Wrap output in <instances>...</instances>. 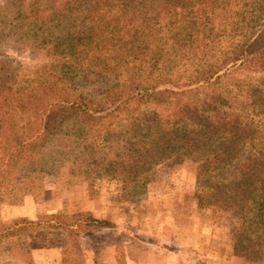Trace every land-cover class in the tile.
<instances>
[{
    "label": "rangeland",
    "instance_id": "rangeland-1",
    "mask_svg": "<svg viewBox=\"0 0 264 264\" xmlns=\"http://www.w3.org/2000/svg\"><path fill=\"white\" fill-rule=\"evenodd\" d=\"M66 1L0 0V57L9 56L18 68L5 76L6 81L16 79L18 84L21 78L19 86L25 88L26 72L41 70L52 61L42 38L54 43L58 37L72 41L67 30L73 22L79 23L81 14ZM244 1L219 0L214 31L212 13L207 24L200 23L208 7H197L204 17L194 15L201 27L192 31L193 41L188 36V20L179 19L173 28L177 16L155 9L160 23L154 29L168 36L170 45L166 38L164 43L172 61L165 57L153 76L168 74L172 83H182L209 68L224 54L222 45L228 42L212 44L222 25L230 30L242 11L250 18L264 17L253 9L252 1ZM119 16L128 21L122 12ZM178 31L182 34L174 43ZM140 66H147L146 59ZM145 73L144 79L152 74L151 70ZM79 74L73 68L70 77L76 86L82 85L77 93L87 100L103 96L115 78L114 73L99 74L81 81ZM217 88L223 96L231 93L224 83ZM199 92L194 94L195 100L200 99ZM207 95L212 99V85L201 91V99ZM117 117L99 127L72 119L57 122L49 131L51 136L38 139L32 150L13 163L6 158L12 144L6 146L20 137L24 124L21 119L16 124L19 118H14L11 125L0 128V264H264L261 228L253 232L256 246L252 247L248 237L254 216L252 209L247 210L248 203L233 197L225 200L217 177L199 188V162L191 157L175 161V157L165 156L149 165L145 161L150 157L142 150L148 143L139 142L135 146L139 151L133 153L134 147L126 146L133 139L131 119ZM250 197L246 194V199ZM77 213L80 218L90 215L105 222L82 223V231L74 233L58 228L31 229L19 235L12 232L20 219L47 223L49 215L58 214L71 222Z\"/></svg>",
    "mask_w": 264,
    "mask_h": 264
},
{
    "label": "trees",
    "instance_id": "trees-1",
    "mask_svg": "<svg viewBox=\"0 0 264 264\" xmlns=\"http://www.w3.org/2000/svg\"><path fill=\"white\" fill-rule=\"evenodd\" d=\"M251 1L256 5L253 9L264 14V0H246L248 4ZM66 3L81 14L79 23L73 22L67 30L72 41L58 37L59 41L54 43L42 38L52 61L41 70L26 72L27 87L19 86L21 78L18 84L16 79L6 81L5 76L18 68L11 64L9 56L0 57V128L11 125L14 118H19L16 124L20 119L24 124L20 137L7 143L6 147L12 144L7 151L8 163L18 161V156L32 150L38 139L51 136L49 131L57 122L72 119L78 124L99 127L112 116H124L131 119L133 133L126 146L134 147L135 153L139 151L135 147L139 142L148 143L142 148L150 157L146 163L154 164L165 156L175 157V161L191 157L199 162V188L217 177L225 200L233 197L248 203L247 210L254 213L248 235L253 244V232L260 230L258 226L264 233V17L250 18L242 11L233 19L230 30L222 25L212 44L228 39L222 45L224 54L185 82L172 83L168 74L153 76L165 57L172 61V53L164 43L166 38L169 44L168 36L154 29L160 23L155 9H160L157 11L163 15L170 12L177 16L173 28L179 19L188 20L191 30L188 36L193 41L192 31L201 27L194 15L204 17L197 7H208L205 20L200 23L207 24L212 13L214 31L213 16L219 0H68ZM131 13L134 16L128 17ZM183 16L188 17L183 19ZM181 34L180 31L174 34V43ZM145 59L147 66H140ZM122 65H126L125 70L118 75ZM73 68L80 70L81 81L99 74L114 73L115 78L103 96L87 100L77 93L82 85L72 82ZM148 70L152 74L144 79ZM125 73L131 77L121 78ZM230 80L234 83H228ZM223 83L231 91L229 96L218 91L217 87ZM211 85L212 99L207 95L202 100L201 91ZM199 90L200 99L195 100L194 94ZM246 194L251 195L250 200ZM79 214L71 222L58 214L49 215L47 223L20 219L12 232L19 235L31 229L58 228L74 233L82 231V223L105 222L90 215L80 218Z\"/></svg>",
    "mask_w": 264,
    "mask_h": 264
}]
</instances>
